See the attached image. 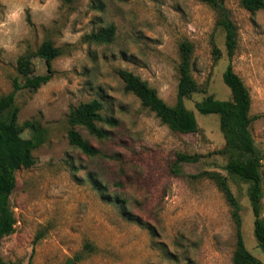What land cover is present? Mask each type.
<instances>
[{
    "label": "rangeland",
    "instance_id": "1",
    "mask_svg": "<svg viewBox=\"0 0 264 264\" xmlns=\"http://www.w3.org/2000/svg\"><path fill=\"white\" fill-rule=\"evenodd\" d=\"M220 1L223 11L199 0H0V97L13 90L17 60L26 51L36 54V74L47 72L38 54L51 48L44 41L63 51L52 61L50 82L16 95L19 124L36 121L45 135L33 151L35 165L17 173L11 196L17 223L2 241L5 262L234 264L237 231L231 206L210 175L216 173L242 206L247 249L264 264L254 236L250 183L225 169L229 156L219 116L202 115L195 107L209 95L231 99L223 81L226 33L219 24L228 16L237 33L233 68L252 98L251 131L262 158L264 191V9L251 12L241 0ZM13 8L22 9L14 22L8 20ZM111 24L112 42L84 40ZM184 41L193 45V76L207 89L185 100L198 133L173 132L125 90L117 73H135L174 106ZM215 47L222 52L218 61ZM94 99L104 103L102 115L115 124L99 123L108 132L105 139L75 127L99 150L89 156L71 145L68 117ZM22 136L32 138V132ZM179 153L199 161L176 166Z\"/></svg>",
    "mask_w": 264,
    "mask_h": 264
},
{
    "label": "trees",
    "instance_id": "2",
    "mask_svg": "<svg viewBox=\"0 0 264 264\" xmlns=\"http://www.w3.org/2000/svg\"><path fill=\"white\" fill-rule=\"evenodd\" d=\"M70 1V0H67ZM216 8L223 6L220 0H199ZM242 6L256 12L264 9V0H241ZM226 33V49L229 64L223 73V81L231 91V99L220 100L209 95L202 101L195 104L196 109L202 115H218L220 127L225 139L224 153L229 156L225 169L240 180L250 183L248 190L254 214V236L259 247L264 252V216L262 213V202L264 191L262 188V176L260 168L262 158L255 146L251 131L253 117L250 115L252 98L250 91L243 79L235 72L232 60L237 48V33L234 23L228 16H224L219 22ZM116 34V27L111 24L101 28L84 37V40L97 44H108L112 42ZM44 47H51L46 59L47 72L36 74L33 59L36 56L31 50L26 51L17 60L18 78L14 80L13 90L0 97V264H8L2 256V241L6 236L11 235L17 223L15 212L11 206V196L17 187V173L21 169L31 168L35 165L36 159L33 151L43 143L45 131L40 128L36 121H25L19 124V107L16 105V95L20 90L28 89L37 91L43 85L50 82L54 76L52 61L60 57L62 49L52 47L50 40L44 41ZM45 49V48H44ZM193 45L184 41L180 45L179 84L177 101L174 106L166 103L147 81L135 73L119 69L118 75L123 80L125 90L136 95L143 107L154 112L163 124L173 132L198 133L200 127L193 112L185 103L194 93H206L205 87L201 88L193 76L192 64ZM214 60L222 57V52L215 47L213 50ZM104 103L98 99L81 103L70 111L68 122L71 126L68 138L71 145L79 148L89 156H96L99 150L90 144L75 127L86 128L91 135L97 139H105L108 136L107 130L99 123L115 124L112 118H106L101 111ZM25 130L32 132V138L22 136ZM199 157L179 153L175 165L182 162H198ZM181 170H179L180 173ZM217 181L219 189L223 192L228 204L232 209V218L237 231V247L234 252V264H263L246 247L243 235L242 206L229 188L224 177L220 174H210ZM76 259H71L66 264H76Z\"/></svg>",
    "mask_w": 264,
    "mask_h": 264
},
{
    "label": "clouds",
    "instance_id": "3",
    "mask_svg": "<svg viewBox=\"0 0 264 264\" xmlns=\"http://www.w3.org/2000/svg\"><path fill=\"white\" fill-rule=\"evenodd\" d=\"M22 13V9L20 8H13L11 11L8 13V20L9 21H16L20 18V15ZM2 26V25H0Z\"/></svg>",
    "mask_w": 264,
    "mask_h": 264
}]
</instances>
